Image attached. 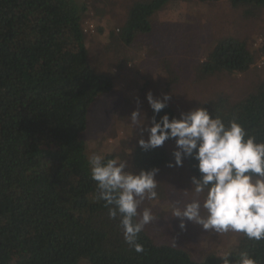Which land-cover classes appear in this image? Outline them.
<instances>
[{
    "label": "trees",
    "instance_id": "1",
    "mask_svg": "<svg viewBox=\"0 0 264 264\" xmlns=\"http://www.w3.org/2000/svg\"><path fill=\"white\" fill-rule=\"evenodd\" d=\"M226 1L245 17L264 8V0ZM167 2L135 0L119 39L130 45L138 34L150 33L152 16ZM87 10L76 0H0V264H223L226 253L237 264L242 252L264 264V241L241 233L232 250L200 260L187 249L156 243L144 228L137 241L142 252L125 242L120 217L110 219L105 202L97 199L82 136L90 104L112 89V80L97 73L87 57ZM258 55H264V36L253 48L245 39L221 35L211 42L199 71L243 73ZM197 107L225 124L235 119L264 142V65L241 97L214 93ZM165 113L179 117L167 104L156 119ZM134 147L132 166L138 173L171 161L163 146ZM186 164L199 177L197 161Z\"/></svg>",
    "mask_w": 264,
    "mask_h": 264
},
{
    "label": "rangeland",
    "instance_id": "2",
    "mask_svg": "<svg viewBox=\"0 0 264 264\" xmlns=\"http://www.w3.org/2000/svg\"><path fill=\"white\" fill-rule=\"evenodd\" d=\"M76 1L88 6L84 20L88 60L97 73L112 80L111 91L99 94L88 108L82 133L86 151L88 156L109 154L126 160L125 171L138 173L132 166L134 146L141 137L147 139V133L135 128L130 115L139 106L150 123L152 109L145 98L149 91L161 99L168 94V104L180 114L195 109L214 93H225L235 100L262 76L264 55H258L253 66L243 73L203 76L199 65L211 42L221 35L245 39L247 46L257 48L264 36V8L255 17H245L241 8H232L226 0H168L152 16L151 32L138 34L135 41L125 45L119 33L135 0ZM163 147L173 160L175 140L166 141ZM159 169L155 177L157 199L145 200L139 209L142 212L150 208L155 217L144 226L149 236L156 243L187 249L198 260L208 253L232 250L236 233L206 232L191 222L182 230L179 220L172 217L174 204L183 207L195 196L186 160L183 167L169 168L166 164Z\"/></svg>",
    "mask_w": 264,
    "mask_h": 264
},
{
    "label": "clouds",
    "instance_id": "3",
    "mask_svg": "<svg viewBox=\"0 0 264 264\" xmlns=\"http://www.w3.org/2000/svg\"><path fill=\"white\" fill-rule=\"evenodd\" d=\"M145 98L154 113L150 123L139 106L130 115L135 128L147 133V139L138 140L140 148L153 150L173 139L176 148L167 167H183L186 159L197 161L199 177H191L194 198L183 207L174 204L172 208L179 228L183 230L191 222L206 232L241 233L249 240L264 241V142H257L235 119L225 124L205 107L180 112L178 118L165 113L157 120L156 115L167 107L171 97L164 94L162 99L156 98L149 91ZM87 160L97 199L105 202L110 219L120 217L128 246L142 252L137 242L139 233L155 217L150 208L139 209L145 200L157 199L155 177L160 169L133 173L125 171L126 160L106 159L96 153ZM230 256L224 255L223 264H232ZM237 264L257 262L248 252H242Z\"/></svg>",
    "mask_w": 264,
    "mask_h": 264
}]
</instances>
